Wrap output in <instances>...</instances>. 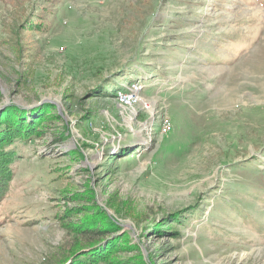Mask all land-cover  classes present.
<instances>
[{
	"label": "rangeland",
	"instance_id": "obj_1",
	"mask_svg": "<svg viewBox=\"0 0 264 264\" xmlns=\"http://www.w3.org/2000/svg\"><path fill=\"white\" fill-rule=\"evenodd\" d=\"M15 111L0 264H264V0H0Z\"/></svg>",
	"mask_w": 264,
	"mask_h": 264
},
{
	"label": "trees",
	"instance_id": "obj_2",
	"mask_svg": "<svg viewBox=\"0 0 264 264\" xmlns=\"http://www.w3.org/2000/svg\"><path fill=\"white\" fill-rule=\"evenodd\" d=\"M13 115L15 122L5 117L0 123V202L7 195L11 180L15 176L17 160L22 149L34 134L33 130L25 126L26 121H24L31 117V114L15 111ZM105 229L100 224L87 229L86 232L90 233L87 235L93 239L96 236H104ZM98 245V241H91L88 247L78 248L68 253L57 264H108L104 251L101 250L102 248L99 249L100 245Z\"/></svg>",
	"mask_w": 264,
	"mask_h": 264
},
{
	"label": "bare ground",
	"instance_id": "obj_3",
	"mask_svg": "<svg viewBox=\"0 0 264 264\" xmlns=\"http://www.w3.org/2000/svg\"><path fill=\"white\" fill-rule=\"evenodd\" d=\"M129 96H130V98H129ZM122 97H123V100L125 101V102H130V99L132 98V96L130 95V94H126V93H123V95H122ZM140 99H142L141 101H142V103L144 102L146 105H147V107L153 112L154 111V107L152 106V104L147 100V99H145V98H140ZM200 99V98H199ZM137 99L135 98V100L134 101H136ZM185 103V102H184ZM183 103V104H184ZM199 103V102H198ZM197 103V104H198ZM183 104H181V106L183 105ZM189 104V103H188ZM187 104V105H188ZM206 104V103H205ZM202 105V104H201ZM193 108V107H192ZM180 110V109H179ZM175 111L177 112V110L175 109ZM174 111V112H175ZM186 111H187V108H186ZM175 112V113H176ZM193 112V111H192ZM179 114V113H178ZM176 115V117H177V114H174V116ZM194 115V114H193ZM202 115V114H201ZM189 116V115H188ZM182 117H183V114H182ZM181 117V118H182ZM191 117V116H190ZM195 117V116H194ZM174 118V117H173ZM179 118V117H178ZM184 118H186V116H184ZM193 119V118H192ZM176 120V119H175ZM186 120V119H185ZM191 120V119H190ZM195 120V119H194ZM200 120V119H199ZM204 120V119H203ZM202 121V120H201ZM220 121V120H219ZM183 122H184V120H183ZM189 122V121H188ZM187 122V123H188ZM196 122V121H195ZM178 123V122H177ZM191 123V122H190ZM185 124V123H184ZM189 124V123H188ZM195 124V123H194ZM194 124H193V126H194ZM197 124V123H196ZM176 125V124H175ZM199 125V124H198ZM181 126V125H180ZM188 126V125H187ZM174 127V126H173ZM182 128H184V127H182ZM194 129V128H193ZM188 130V129H187ZM186 131V130H185ZM191 131V130H190ZM191 132H193V131H191ZM200 132V131H199Z\"/></svg>",
	"mask_w": 264,
	"mask_h": 264
}]
</instances>
